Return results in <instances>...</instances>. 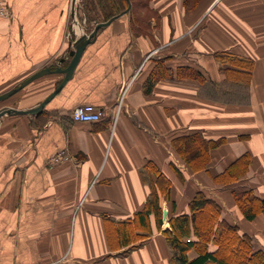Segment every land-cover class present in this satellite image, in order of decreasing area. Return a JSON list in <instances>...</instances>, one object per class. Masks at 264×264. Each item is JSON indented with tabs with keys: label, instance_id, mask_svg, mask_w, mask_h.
I'll list each match as a JSON object with an SVG mask.
<instances>
[{
	"label": "crops",
	"instance_id": "1",
	"mask_svg": "<svg viewBox=\"0 0 264 264\" xmlns=\"http://www.w3.org/2000/svg\"><path fill=\"white\" fill-rule=\"evenodd\" d=\"M71 1L7 0L12 16L0 18V95L68 58ZM85 2L93 21L87 24L82 2L76 15L93 30L105 21L90 6L96 0ZM220 54L253 63H223ZM160 59L173 77L147 92ZM181 66L200 70L207 82L177 77ZM62 80V74L39 78L0 107L34 108ZM213 83L219 92L235 90V96L210 98ZM85 103L103 108L105 117L72 121L70 112ZM194 133L222 141L210 150L206 169L196 172L172 144ZM61 153L67 159L53 162ZM243 155L250 160L246 174L231 184L216 183ZM150 163L171 184L169 200L156 185L168 220L188 214L201 190L220 203L225 220L264 250V212L246 220L233 196L250 189L264 200V0H148L141 15L131 6L98 31L71 79L42 111L3 116L0 264H171L163 233L170 224L162 216L159 229L155 212L143 214L156 184Z\"/></svg>",
	"mask_w": 264,
	"mask_h": 264
},
{
	"label": "trees",
	"instance_id": "2",
	"mask_svg": "<svg viewBox=\"0 0 264 264\" xmlns=\"http://www.w3.org/2000/svg\"><path fill=\"white\" fill-rule=\"evenodd\" d=\"M96 1L98 2V0ZM81 2L85 14L87 11L86 21L89 25L93 21L88 15V8L85 11V7L89 5L86 4L85 0ZM130 2L131 6H148V0H130ZM128 5L127 0H100L99 4L94 6L98 11L96 13H101L103 20L106 21L124 12ZM217 56L223 63H228V61H232L237 65H251L253 63L251 60H241L239 62L238 60L228 59L227 54ZM156 62L157 64L146 82L147 92H150L161 78L169 76L170 70L165 67L164 61L160 59ZM173 74H175L174 71ZM176 75L179 78L195 79L201 84L207 82L200 70L189 66L179 67ZM170 77H173V75ZM208 90L209 95L215 94L211 95L210 98L217 99V95L220 93L219 98H222V100L226 99L225 95H228V93L234 95L236 92L227 89H224V92H219L215 84L213 88L209 87ZM221 142V140L206 139L199 133L183 135L172 140L176 152L188 167L195 172L206 169L210 161V150L217 147ZM249 163L248 155L241 156L223 173L216 176L214 178L215 182L231 184L237 181L246 174ZM149 169L156 176V184H152L151 193L143 214L147 215L151 211L155 212L157 225L160 229L163 211L160 208L157 187L169 200L171 184L153 163L149 164ZM178 173L182 177L181 173ZM233 196L246 220L253 221L258 214L264 212V200L258 197L253 190L235 191ZM188 207V214L169 216L171 229L163 231L172 248L171 264H264V250L258 249L254 245L253 238L248 234H242L239 226L231 224L222 217V206L218 201L209 197L204 191L199 190L190 200ZM191 250L197 253V256L193 259H189L188 256Z\"/></svg>",
	"mask_w": 264,
	"mask_h": 264
},
{
	"label": "water",
	"instance_id": "3",
	"mask_svg": "<svg viewBox=\"0 0 264 264\" xmlns=\"http://www.w3.org/2000/svg\"><path fill=\"white\" fill-rule=\"evenodd\" d=\"M79 0H72L71 1V17H72V26H73V40L71 42V46L68 52V58H62L60 59V64L58 66L50 65L42 70L36 72L35 74L31 75L26 80L22 81L17 87L3 93L0 95V102H3L12 96H14L16 93H18L20 90L28 86L33 81L42 78L46 75L50 74H62L63 80L61 83L57 86V88L38 106L28 109V110H19L13 107L5 106L0 108V119L3 116H11V115H34L42 111L47 103H49L55 96H57L63 89L64 85L71 79L75 68L77 67L81 56L88 44H90L94 38L96 37L98 31L101 28L107 27L112 21H114L119 16L128 13V11L131 9V2L128 1V7L127 9L122 12L119 15L113 16L109 20L105 22H96L93 30H91L89 33H86L81 28V23L79 22L77 15H76V8ZM68 63L65 67L62 65L65 63ZM168 211L165 209L163 211V221L167 220Z\"/></svg>",
	"mask_w": 264,
	"mask_h": 264
},
{
	"label": "built area",
	"instance_id": "4",
	"mask_svg": "<svg viewBox=\"0 0 264 264\" xmlns=\"http://www.w3.org/2000/svg\"><path fill=\"white\" fill-rule=\"evenodd\" d=\"M81 0L78 1L77 6L81 5ZM12 16L11 14V10L8 6L7 0H0V18H5V19H9ZM82 24V23H81ZM84 24V23H83ZM81 25L82 28L81 30L84 32H87V26L86 24ZM71 35H69L70 38ZM127 86H125L120 94V97L118 99V103H117V107H118V111L120 109H122L123 105H124V100H125V95L127 93ZM105 110L99 106H96L94 104H90V103H85V104H81L76 106L69 114L70 118L72 121L74 122H89V123H94V122H99L100 120H102L105 117ZM118 113L115 115V118L117 119L118 117ZM64 153H61L57 156H55L53 158V162L57 163L60 162L62 160L67 159V156H64Z\"/></svg>",
	"mask_w": 264,
	"mask_h": 264
},
{
	"label": "rangeland",
	"instance_id": "5",
	"mask_svg": "<svg viewBox=\"0 0 264 264\" xmlns=\"http://www.w3.org/2000/svg\"><path fill=\"white\" fill-rule=\"evenodd\" d=\"M99 1H100V0H98V4H99ZM98 4H97V5H98ZM90 6H94V5H93V4H90ZM98 7H99V6H98ZM134 8H135V9H138V13H139L140 15L142 14V8H143V6H134ZM98 16H99V17H102V14H101V15H98ZM147 16H150V14H149L148 12L146 13V17H147ZM138 18H139V17L137 16L136 19L138 20ZM93 23H94V22H93ZM82 24H83V23H82ZM142 25H143V28H144V27L147 28L146 24L143 23ZM83 26H84V24H83ZM241 96H242V95H241ZM9 102H10V101H7V102H5V103L2 102V103H3V104H9ZM2 103L0 102V105H1ZM4 106H7V105H4ZM2 107H3V105H2ZM2 107H0V108H2ZM165 223H166V226L169 225V222H168L167 220L165 221Z\"/></svg>",
	"mask_w": 264,
	"mask_h": 264
}]
</instances>
